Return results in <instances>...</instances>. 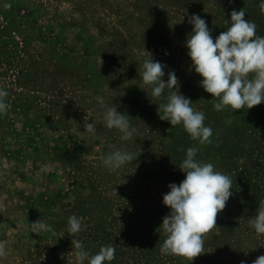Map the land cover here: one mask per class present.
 <instances>
[{
  "label": "rangeland",
  "instance_id": "obj_1",
  "mask_svg": "<svg viewBox=\"0 0 264 264\" xmlns=\"http://www.w3.org/2000/svg\"><path fill=\"white\" fill-rule=\"evenodd\" d=\"M260 3L0 0V88L9 93V110L0 115V244L8 252L0 264H75L72 239L92 254L114 246L110 264H252L264 255V235L248 224L264 199V103L215 111L185 47L193 14L215 40L230 26L231 11L243 8L264 36ZM147 52L167 65L165 82L174 71L179 92L205 113L212 143L200 145L182 126L159 119L169 90L155 99L143 84ZM101 100L131 118L135 142L121 141L96 119ZM90 122L95 136L84 129ZM110 144L140 154L111 172L101 164ZM189 147L233 181L205 253L192 261L160 253L166 239L160 226L170 212L163 195L185 178L178 165ZM72 215L84 219L76 236L67 230ZM39 219L51 230L32 233Z\"/></svg>",
  "mask_w": 264,
  "mask_h": 264
},
{
  "label": "clouds",
  "instance_id": "obj_2",
  "mask_svg": "<svg viewBox=\"0 0 264 264\" xmlns=\"http://www.w3.org/2000/svg\"><path fill=\"white\" fill-rule=\"evenodd\" d=\"M3 7L7 9L11 5L5 3ZM259 8L264 13V0H261ZM188 23L193 27L185 41L187 55L191 59V67L202 77L200 87L216 101L214 110L219 112L230 107L237 111L264 103V36L257 35V25L246 18L243 8L231 11L230 26L215 40L206 21L199 15L193 14ZM148 54L150 59L143 62L140 72L143 84L151 89L155 99H161L165 89L169 90L166 102L158 104L159 119L168 121L172 127L182 126L190 139L200 145L212 143L213 130L204 124L205 113L194 108L191 99L179 92V80L174 71H168L165 82L167 65L154 61ZM8 95L7 90L0 88V115H6L9 110ZM98 108L96 119L106 129L117 130L123 142H135L137 129L129 116L118 112L116 105H108L102 100ZM84 129L93 136L97 133L92 122L87 123ZM108 148L101 164L111 172H118L133 163L140 154L115 144ZM196 156V147L187 148L185 158L178 165L185 178L179 184L168 185L163 204L170 212L162 218L160 226L166 234L160 247L161 255L182 256L190 261L205 253L206 234L217 228L218 213L225 209L233 195L232 178L217 170L213 163L199 161ZM125 182L121 179V183ZM248 224L257 235H264V199L260 200L256 214L249 217ZM67 225L68 233L76 236L84 229V219L72 215ZM30 228L37 235L51 230L40 219L31 223ZM72 248L75 264H110L115 259V247L112 245L101 246L96 254H92L82 241L72 239ZM7 255L6 246L0 244V258ZM241 264L245 262L241 261ZM252 264H264V255L257 257Z\"/></svg>",
  "mask_w": 264,
  "mask_h": 264
}]
</instances>
